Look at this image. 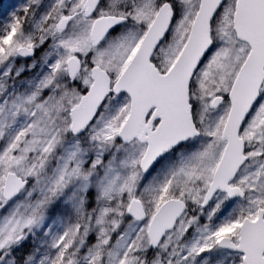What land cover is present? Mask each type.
I'll list each match as a JSON object with an SVG mask.
<instances>
[{"label": "rangeland", "instance_id": "374dc122", "mask_svg": "<svg viewBox=\"0 0 264 264\" xmlns=\"http://www.w3.org/2000/svg\"><path fill=\"white\" fill-rule=\"evenodd\" d=\"M159 2L102 0L94 16L87 17L85 0L1 1L0 264H240L241 254L219 248L217 241L228 236L237 242L242 218L253 219L264 210V130L254 126L252 114L240 131L250 160L231 182L244 198L227 200L218 193L207 208L199 206L224 146L219 132L228 112L221 105L211 108L210 96L229 89L247 54L234 40L235 0H226L213 17L212 47L191 80L189 100L200 137L143 176L138 163L144 145L125 146L116 139L126 115L124 95L109 96L82 135L68 133V112L90 84L89 67L99 65L113 82ZM171 2L172 23L153 55L161 72L178 55L199 6L198 0ZM105 14L125 16L127 22L93 46L91 22ZM63 17L70 20L58 30ZM19 46L34 49L36 56L19 59ZM72 55L81 68L68 81L65 63ZM52 151L53 162L44 160ZM7 172L29 180L10 201L2 198ZM132 197L142 203V222L126 215ZM170 197L183 200L187 211L147 258L148 220ZM66 237L73 240L70 245L64 244ZM60 249L65 252L58 256Z\"/></svg>", "mask_w": 264, "mask_h": 264}, {"label": "water", "instance_id": "95a60500", "mask_svg": "<svg viewBox=\"0 0 264 264\" xmlns=\"http://www.w3.org/2000/svg\"><path fill=\"white\" fill-rule=\"evenodd\" d=\"M99 1L86 0L85 13L92 15ZM224 1L200 0L177 59L166 73L161 74L150 62V58L172 21L173 12L169 4L164 3L158 9L125 70L111 88L114 94L125 92L131 100L128 115L118 131V138L124 144L135 139L139 143H146L140 159V170L144 174L164 154L198 135L191 118L189 83L212 45L210 24ZM257 3V12L262 21L261 29L257 31L249 28L252 22L251 0H237L235 3L233 31L238 40L249 45L250 51L229 91L230 110L221 135L226 144L203 196L202 208L207 207L217 191L225 192L229 199L244 197V192L237 186L229 185V182L247 159L239 131L258 97L264 79V0H257ZM68 22L69 17L62 18L57 25L58 29L63 30ZM123 22V18L115 16L96 18L90 29L92 43L99 44L112 28ZM256 51H259L260 58L255 54ZM16 52L23 58L32 57L34 53L32 49L24 46L19 47ZM257 57L255 65L254 59ZM66 64L69 77H74L79 69V62L71 57ZM90 75L91 85L70 109L69 131L73 135H79L86 129L110 92V80L104 70L93 66L90 68ZM220 99L213 98L211 105L217 107ZM151 110V116L145 122ZM155 119H158V123L152 128ZM26 185L27 180L7 173L3 197L6 200L13 198ZM185 210V203L177 198L167 199L158 206L146 231L150 248L155 249L158 246L162 237L174 227ZM127 213L139 221L145 218L141 202L136 199L130 201ZM218 245L223 249L243 252L241 264H264V210L259 209L254 220L243 218L237 244L224 236L220 238Z\"/></svg>", "mask_w": 264, "mask_h": 264}, {"label": "flooded vegetation", "instance_id": "af4514ba", "mask_svg": "<svg viewBox=\"0 0 264 264\" xmlns=\"http://www.w3.org/2000/svg\"><path fill=\"white\" fill-rule=\"evenodd\" d=\"M237 2V0H235V3ZM235 6V4H234ZM257 8H258V3H257V0H251V12H252V22L251 24L249 25V28L250 29H253V30H259L261 29V24H262V21L261 19H259V15H258V12H257ZM257 56H259L260 58V53L259 51H256L255 53ZM258 61V57L254 59V63L256 65V62ZM264 95V81H263V84H262V87L259 91V96L258 98L256 99L251 111H250V114H252V118H253V121H254V126L258 127V131L261 132V130H264V104L260 101L261 100V97ZM264 98V96H263ZM262 98V101H264V99ZM221 104H222V107L226 109V111L228 110L229 108V102L227 100V97L226 96H223L222 98V101H221ZM245 136H247L246 134V131H245ZM201 136V134L199 135V137ZM263 142H264V139H263ZM225 145V143H224ZM223 149H224V146L221 148V153L220 155L222 154L223 152ZM248 156V155H247ZM220 157V156H219ZM249 157V156H248ZM250 159H248L249 161Z\"/></svg>", "mask_w": 264, "mask_h": 264}, {"label": "trees", "instance_id": "16d2710c", "mask_svg": "<svg viewBox=\"0 0 264 264\" xmlns=\"http://www.w3.org/2000/svg\"><path fill=\"white\" fill-rule=\"evenodd\" d=\"M147 252H148V250H147ZM15 257H16V259H20L19 254H15ZM147 258H148V255H147Z\"/></svg>", "mask_w": 264, "mask_h": 264}]
</instances>
